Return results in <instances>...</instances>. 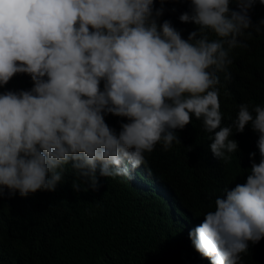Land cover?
Returning <instances> with one entry per match:
<instances>
[{"label": "clouds", "instance_id": "obj_1", "mask_svg": "<svg viewBox=\"0 0 264 264\" xmlns=\"http://www.w3.org/2000/svg\"><path fill=\"white\" fill-rule=\"evenodd\" d=\"M168 2L0 0V197L5 188L25 198L55 191L63 174L84 177L93 191L97 173L121 179L155 195L209 264H238L249 242L264 240V105L240 104L232 126L221 127L217 73L232 78L230 53L247 47L239 38L264 20L253 25L257 0H186L178 19L196 28L185 39L171 20L161 22ZM18 74L30 77V89L6 88ZM108 115L127 122L117 131ZM193 117L225 163L240 150L233 128L242 134L250 125L258 136L259 162L249 153L245 182L226 187L201 223L187 219L145 158L158 143L165 152L180 143L177 130Z\"/></svg>", "mask_w": 264, "mask_h": 264}, {"label": "trees", "instance_id": "obj_2", "mask_svg": "<svg viewBox=\"0 0 264 264\" xmlns=\"http://www.w3.org/2000/svg\"><path fill=\"white\" fill-rule=\"evenodd\" d=\"M165 8L161 22L171 20L186 39L196 28L178 19L189 10L186 0H170ZM250 16L253 25L264 20V5L258 0ZM259 27V31L255 27L246 30L239 38L247 47L238 46L230 53L233 62L227 71L232 78L226 80L223 72L217 73L221 127L232 126L240 104L264 105V25ZM247 31L252 32L250 38ZM208 35L210 40L218 38L214 33ZM31 87L27 74H18L6 86ZM122 119L106 116L117 131ZM233 133L230 138L239 142L240 150L232 154L230 163L213 156L211 134L195 117L185 129L177 130L180 143L173 142L166 152L158 143L151 153H145L147 164L170 185L188 220L201 223L226 187L245 182L251 166L249 153L256 151L259 162L258 136L250 125L242 134L235 133V128ZM97 176L98 191L91 190L90 182L77 174H63L55 191L40 190L26 198L5 188L0 197V264H209L193 248L186 225H176L157 209L155 195L147 188ZM76 182L79 191L73 188ZM240 255L238 264H264V240L255 245L249 242L247 252Z\"/></svg>", "mask_w": 264, "mask_h": 264}]
</instances>
